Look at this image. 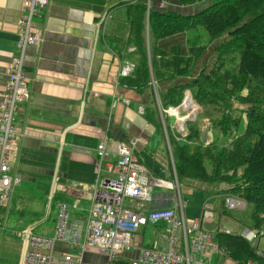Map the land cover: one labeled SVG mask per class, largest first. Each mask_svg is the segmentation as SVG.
<instances>
[{"label": "crops", "instance_id": "0c3cea01", "mask_svg": "<svg viewBox=\"0 0 264 264\" xmlns=\"http://www.w3.org/2000/svg\"><path fill=\"white\" fill-rule=\"evenodd\" d=\"M140 2L50 0L44 15L35 20L43 40L39 46H29L25 55L24 71L31 98L26 114L18 118L21 137L11 168L18 183L13 186L7 206L0 208L6 214L8 230L22 233L33 227L34 231L52 218L54 233L60 203L77 204L71 218L85 222L93 188L106 177L108 164L117 160L113 154L100 172L96 170L97 147L104 139L115 143L136 140V156L156 178L176 183V176L186 219L200 220L205 205L211 206L217 195L222 196L223 204L227 194L224 186L215 188L190 179L180 180L175 173L169 140H183L173 135V128L168 130L158 97L159 91L166 92L170 83L153 80L151 89L136 78L138 51L130 20ZM160 2L152 0L155 7ZM21 15L22 0H0V111L7 69L17 52L16 22ZM146 42L150 62L152 39L148 35ZM131 65L133 71L124 76V69ZM184 106L182 103L168 109ZM194 110L195 105L190 113ZM211 134L213 141L212 128ZM157 189L171 193L155 190L150 208L177 206L174 192ZM18 243L3 237L1 252H15ZM142 244L149 243L142 240ZM63 251L68 249L60 246L58 252ZM19 257L18 252L10 264H17Z\"/></svg>", "mask_w": 264, "mask_h": 264}, {"label": "trees", "instance_id": "16d2710c", "mask_svg": "<svg viewBox=\"0 0 264 264\" xmlns=\"http://www.w3.org/2000/svg\"><path fill=\"white\" fill-rule=\"evenodd\" d=\"M160 1L167 7L141 0L130 13L136 78L151 89L153 80L170 83L158 93L162 110L179 107L191 90L214 134L203 144L196 122L183 141L170 137L177 177L224 186L254 208V225L264 227V0ZM146 35L156 42L150 62ZM210 50L214 63L200 67ZM184 104L187 111L195 105L190 93ZM217 241L238 264L257 260L241 237L221 234Z\"/></svg>", "mask_w": 264, "mask_h": 264}, {"label": "built area", "instance_id": "2783aa9c", "mask_svg": "<svg viewBox=\"0 0 264 264\" xmlns=\"http://www.w3.org/2000/svg\"><path fill=\"white\" fill-rule=\"evenodd\" d=\"M49 4L50 0H22V15L16 22L17 52L7 69L8 81L0 111V208L7 206L13 186L18 183L11 175L21 137L18 118L26 114L31 98L24 71L25 55L29 46L42 43V33L35 20L44 15ZM132 71L133 66H128L123 75L128 76ZM136 142L133 139L127 143L107 139L100 142L96 170L100 172L113 154L117 160L108 164L106 177L93 188L87 220L71 218L77 204L60 203L52 236L36 235L33 227L21 233L23 251L17 264H238L218 243L217 235L221 234L238 236L249 243L257 260L246 264H264V227L237 226L231 230L222 223L215 231L206 230L204 223L215 222L214 209L209 205H205L200 220L186 219L176 176V183L156 178L136 156ZM157 188L174 192L177 206L150 208ZM223 204L231 211L248 208L245 200L232 194L223 196ZM146 229L153 231V239L144 246L140 233ZM139 239L140 247L135 244ZM60 246L68 251L59 253ZM87 253L105 260L88 261Z\"/></svg>", "mask_w": 264, "mask_h": 264}, {"label": "rangeland", "instance_id": "374dc122", "mask_svg": "<svg viewBox=\"0 0 264 264\" xmlns=\"http://www.w3.org/2000/svg\"><path fill=\"white\" fill-rule=\"evenodd\" d=\"M166 7H167V5L164 3H161V2L158 6V8H166ZM146 30H147V34L151 35L149 33V29L146 28ZM153 46H154V40L152 38V47ZM214 58H216V56L214 54H212V50H210L206 54V57L204 58V60L201 62L200 67H203L204 65H207L209 63L213 64ZM188 92L190 93L192 100H193L195 107H196V110L193 111L194 112V118H190L186 121L181 119L180 117L183 118V117H186L190 114V111L185 110L183 107H181L180 109H170L166 113H164V116H163L166 123L168 124V130L170 131L173 128L174 129L173 135L175 134L176 136H178L179 140H184L189 133L188 127L191 124H195V121L198 119L197 124H198V127L200 129L201 142L203 144L210 143L212 141V134H211L212 126H211L210 122L203 121V119H201V117H198V116H200L199 114H201L200 112L202 109L195 102V99L193 98L191 91L188 90L187 93ZM174 169H175V167H174ZM183 179L189 180V178H183ZM190 180L197 181V184H199L198 180H195V179H190ZM191 183L195 184V182H191ZM185 189L186 188H183L182 195H184ZM156 190H157V193H171V192L163 191L160 189H156ZM211 203L212 204H210V205L214 207L215 222L212 224L204 223L203 227L206 230L215 231L217 229V226L222 225V223H225V226L231 230H236L237 225L241 226L242 229H244L245 227L255 228L254 220H253L254 208L252 206L249 205L248 208L243 210V211L227 210L224 207V205L222 204V196L221 195H217L214 202H211ZM5 219H6V214L2 210H0V226H1V231H0V240H1L0 264H10L11 262H14V260L17 259L16 257L18 256V252H19V255H21V252L23 251V239L21 237V233L8 230L10 228L6 227ZM51 223H54L52 218H51V220L42 222L41 224H39L36 227L37 229L34 230L33 233L36 235H39V236H52L53 230L51 229V227L53 225L51 226ZM5 231H6V233H5ZM12 232L17 234V235L20 234V237L13 235ZM152 235H153V231L151 229H146L144 232L141 233V239L144 240L145 244H147L150 242V240L153 239ZM7 236L20 241V244L19 243L17 244V246H19L17 248H19V249H17L15 252H7V251H5L4 253L1 252V250H2V239H3V237H7ZM263 243H264V240H263L262 244ZM135 244L138 247H140L141 246L140 239L137 240V242H135ZM86 258H87V260L92 261V262H103L104 261L103 257L97 256L94 254H88V255H86Z\"/></svg>", "mask_w": 264, "mask_h": 264}, {"label": "bare ground", "instance_id": "6f19581e", "mask_svg": "<svg viewBox=\"0 0 264 264\" xmlns=\"http://www.w3.org/2000/svg\"><path fill=\"white\" fill-rule=\"evenodd\" d=\"M162 6V5H161ZM170 108V107H169ZM140 111V110H139ZM141 113V112H140ZM177 113V112H176ZM175 113V114H176ZM180 117V116H179ZM180 118H182V117H180ZM190 118H194V112H192V113H190L188 116H186V117H183L182 119L184 120V121H186V120H188V119H190ZM175 178V177H174ZM176 179V178H175Z\"/></svg>", "mask_w": 264, "mask_h": 264}, {"label": "water", "instance_id": "95a60500", "mask_svg": "<svg viewBox=\"0 0 264 264\" xmlns=\"http://www.w3.org/2000/svg\"><path fill=\"white\" fill-rule=\"evenodd\" d=\"M177 54H179V52H177Z\"/></svg>", "mask_w": 264, "mask_h": 264}]
</instances>
